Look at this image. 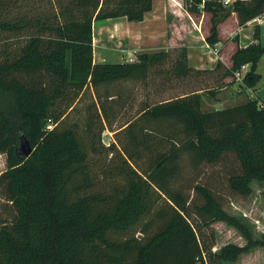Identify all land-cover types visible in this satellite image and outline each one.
<instances>
[{"label": "trees", "instance_id": "obj_1", "mask_svg": "<svg viewBox=\"0 0 264 264\" xmlns=\"http://www.w3.org/2000/svg\"><path fill=\"white\" fill-rule=\"evenodd\" d=\"M49 2L50 9H42L38 0H0V31L8 32L0 39V152L7 155L0 185L16 210L10 222L0 225V264H226L264 247V239L255 238L211 188L197 183L190 197L175 185L183 154L200 165L232 153L239 170L228 177L229 187L249 196L252 183L264 181V106L250 98L205 110L204 87H191L181 96L144 106L121 125L118 133L127 141L120 138L121 144L105 147L112 152L111 163L98 172L91 153L102 154V143L101 131L94 134V115L104 125L110 116L105 101L113 99L109 93L102 97L99 87L146 79L151 67L168 60L170 53L142 52L121 62L94 59V22L119 16L143 20L153 0ZM184 7L190 13H211L206 41L217 43L226 6L219 0H184ZM232 7L241 26L264 16V0H237ZM179 51L172 71L176 76L202 71L189 64L185 46ZM263 54L257 24L253 41L236 49L220 79L234 78L235 71L250 64L243 85L254 87ZM93 89L98 101L86 108L82 120L71 122L77 104ZM209 90L215 97V89ZM49 120L52 128H47ZM160 122H167L165 137L173 143L157 146L140 171L133 163L135 147L147 145L153 125ZM177 124L184 132L181 143ZM20 133L34 147L26 159L16 151ZM108 173L109 188H98ZM155 219L158 225H153ZM219 221L237 228L247 243L230 242L213 251L207 231H214L212 224Z\"/></svg>", "mask_w": 264, "mask_h": 264}, {"label": "rangeland", "instance_id": "obj_2", "mask_svg": "<svg viewBox=\"0 0 264 264\" xmlns=\"http://www.w3.org/2000/svg\"><path fill=\"white\" fill-rule=\"evenodd\" d=\"M246 1L252 2L253 0ZM38 3L41 5L42 9H50L51 2H49V0H38ZM203 12H206L205 18L202 17ZM191 15L195 21L201 25L199 28L194 27V29H197L198 32L203 30L207 37L211 26V13L202 11L200 13H191ZM231 16L234 18H230ZM228 17L230 19L223 25L222 28V37H226L229 34V31L233 29L231 37L234 36L235 42H237L238 40L235 36H238L237 33L239 32H237V26L240 24L238 20V13L234 11L232 6L225 7V10L220 12L219 24H221V22H223ZM235 18L237 19L235 20ZM257 18L263 20L264 16ZM99 22L101 21H98V27L101 26V23ZM190 22H192V20ZM252 24L255 25V23ZM251 29L252 27L250 26L242 29V41L251 36ZM7 33L0 31V39L7 37ZM241 34L239 33V37ZM120 41H122L121 38ZM261 41L264 43L263 36H261ZM119 43L120 42L115 40V42L112 43L113 46H111V49H108V52L110 51V53H108L109 56L107 62H120L119 60L133 61L138 57L137 54H135V56H129V54L126 53V56L121 59L120 54H123L126 51L123 48V50H119L118 47H122L121 43ZM9 47L11 48L14 46L10 45ZM180 47L182 46L169 47L167 49V51L170 53L169 59L152 66L146 79L122 80L99 87V93L102 95V97L106 93H109L113 95V99L111 100L108 98V100L105 101L109 105L110 116L108 119H106L104 125H102L99 119L94 115V134L98 136L99 131H101L102 144H99V148L102 149V154L91 153V157L96 159V161L92 163V168L99 172L101 165L104 167L105 165L107 166L108 163H111L112 152L107 153L105 147H108L110 143H116V141L117 145L118 143L121 144L120 138H122L125 142L127 141V138H125L123 134H120V132L118 133L119 127L135 116L146 105L153 104L154 102H159L170 97L181 96L191 87H204L203 89H205V92H203V99L205 110L235 106L248 99L251 91H248L247 87L246 91L242 93L243 96L237 99L232 97L234 94L233 87H229L224 90L221 89L220 86H222V83H224L225 80L220 79V70L202 69V71H197L193 74L191 73L189 77L176 76L172 71L175 69V62L179 57ZM115 51L116 54L114 53ZM249 69L250 67L247 68V71ZM257 71L260 72L259 74H262L263 83L264 54L258 62ZM211 88H214L216 91L215 97H213L210 93L209 89ZM237 88H242V86L237 83L236 89ZM92 91L93 92L91 93L87 92L83 96L82 100L79 101L73 115H70L69 117L71 122L76 121L77 119L82 120L84 118L86 108L90 107V105L93 103L92 101H98L99 97H96L98 92L96 93L94 89ZM91 111L94 114L96 113L94 106ZM159 124L161 125H153L155 130L151 134V139L147 145L135 147L138 152L136 153L137 157L133 163L139 168L140 171L149 165L153 153L157 151V146L160 145L162 149H164L165 142H168L169 146L171 143H173L171 139L165 137V133L168 130L167 122H160ZM176 129L178 131L177 141L181 143L184 138L182 126L177 124ZM6 159V153L0 152V174L7 167ZM179 165L180 168L176 178V186L183 187L185 192L190 195V197L195 195L194 191L192 190L195 184L200 183L208 186L223 202L224 208L227 211L238 216L242 221L248 224L255 238L264 239V181H254L252 183L253 192L249 196H243L234 193L229 187L228 177L233 172L239 170V162L232 153L226 154L221 161L215 164L202 163L200 165L194 164L188 154H183L179 159ZM109 176V173L107 175H103L98 182L99 184L97 187L107 190L112 183L111 180H108ZM15 213V207L7 198V193L3 186L0 185V225H2L4 221L10 222L14 218ZM153 225H158V221L156 219ZM212 225L214 231L208 230L207 234L208 240L213 239V251L220 249L223 245L230 242L240 245L247 243L246 239L237 228L230 226L223 221L215 222ZM155 230L156 228L154 227L151 233ZM226 264H264V247L257 246L250 252L241 254L236 261L227 262Z\"/></svg>", "mask_w": 264, "mask_h": 264}, {"label": "crops", "instance_id": "obj_3", "mask_svg": "<svg viewBox=\"0 0 264 264\" xmlns=\"http://www.w3.org/2000/svg\"><path fill=\"white\" fill-rule=\"evenodd\" d=\"M205 16L206 12H203L202 17L205 18ZM230 18L234 17L231 16ZM230 18H226L218 26L219 41L207 47L204 42L206 40V35L201 28V32L194 29V27L199 28L201 25L197 23L191 13L185 9L184 0H153V7L146 13L143 20L131 21L125 16H119L95 21L93 36L94 59L96 62L108 61V53H110L108 49H111V46H113L112 43L115 42V40L122 45L121 48L118 47L119 50L123 48L126 51L120 54L121 59L126 56V53H128L129 56H135V54L138 55L142 52L167 50L171 46H185L188 51V62L195 68L215 70L218 67L219 70L223 69L222 71H224V69L231 67L232 55L236 49L239 46H246L253 41V33L256 24L260 25L261 36L264 37V19L260 20L259 18L253 19L243 26H237V32L240 34L243 28L252 27L251 36L246 40L242 41V34L239 37V33H237L238 36L235 37L238 41L235 42L234 36L231 37L233 29L229 31L226 37H222L223 25ZM236 19L237 18H235V20ZM191 20L192 22H190ZM98 21H101L99 22L101 23L100 27H98ZM252 23H255V25ZM120 38L122 41H120ZM262 44L264 43L262 42ZM215 49H217V53H215ZM116 51L114 52L115 54ZM119 61L121 62L123 60ZM218 63H220L219 66H217ZM260 75L261 78L254 87H247L248 91H251L248 99L255 98L264 106V82L262 83V74ZM234 78L231 76L225 77L221 89L224 90L233 87L235 95L233 94L232 97L237 99L243 96L242 93H244L247 88L242 84L243 79H236V81H233ZM237 83H239L242 88L236 89ZM247 100H244V102Z\"/></svg>", "mask_w": 264, "mask_h": 264}, {"label": "water", "instance_id": "obj_4", "mask_svg": "<svg viewBox=\"0 0 264 264\" xmlns=\"http://www.w3.org/2000/svg\"><path fill=\"white\" fill-rule=\"evenodd\" d=\"M16 151L18 155L23 159L28 158L33 153L34 147L32 146L30 139L26 134L20 133V139L16 147Z\"/></svg>", "mask_w": 264, "mask_h": 264}, {"label": "built area", "instance_id": "obj_5", "mask_svg": "<svg viewBox=\"0 0 264 264\" xmlns=\"http://www.w3.org/2000/svg\"><path fill=\"white\" fill-rule=\"evenodd\" d=\"M224 6L229 7V6H233V4L235 3V1L237 0H219ZM205 40V39H204ZM205 45L207 47L210 46V44L205 40ZM215 53H217V49H215ZM249 67V64H244L241 69L237 70L234 72V76L236 79L240 80L243 79L244 75L248 72L247 68ZM52 122L51 120L48 121L47 124V128H52Z\"/></svg>", "mask_w": 264, "mask_h": 264}]
</instances>
